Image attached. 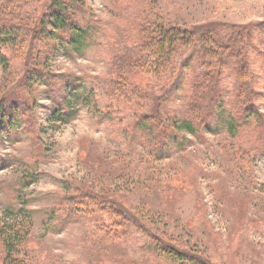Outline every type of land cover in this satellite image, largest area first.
<instances>
[{
    "label": "rangeland",
    "instance_id": "1",
    "mask_svg": "<svg viewBox=\"0 0 264 264\" xmlns=\"http://www.w3.org/2000/svg\"><path fill=\"white\" fill-rule=\"evenodd\" d=\"M46 3L0 0V30L17 33L11 43L0 39L6 58L5 69L0 65V108L14 104L5 112L16 115L15 124L0 131V218L5 213L10 222L23 223L26 213L18 210L28 212L31 228L19 260L176 264L160 249L161 239L191 252L195 264H264V0H80L67 7L92 30L77 51L68 52L58 44L65 34L49 30L46 36L40 25L32 32ZM159 23L199 33L211 29L217 45L238 33L235 40L242 45L232 60L242 64L245 83H239L237 65H213L219 82L212 101L204 102L215 113L218 98L230 104L241 91L243 107L253 104L255 116L240 121L234 136L214 115L204 121L211 126L208 134L183 132L178 146H167L157 129L156 141L138 139L134 111L145 101L129 97L128 89L156 96L159 82L133 69L131 35L141 36L140 25L144 30ZM197 58L198 53L192 67L182 71L185 83L158 101L161 113L176 119L188 114L190 94L182 89L195 87L203 72ZM204 107L195 106L193 113L204 115ZM93 200L106 207L89 210V204L97 205ZM72 203L86 204L87 214L60 225L57 220L74 208ZM116 209L127 210L128 217ZM117 219L133 250L127 248L123 257V247L109 250V244L121 242L108 232ZM108 254L114 263L106 262Z\"/></svg>",
    "mask_w": 264,
    "mask_h": 264
},
{
    "label": "trees",
    "instance_id": "2",
    "mask_svg": "<svg viewBox=\"0 0 264 264\" xmlns=\"http://www.w3.org/2000/svg\"><path fill=\"white\" fill-rule=\"evenodd\" d=\"M63 1L66 2V4H63ZM77 1L80 0H53L52 2L50 0H47V3L42 10L43 15L39 19L37 18L35 20L34 18V27L32 28V32H36L38 29L37 26L40 25L39 29L46 36H50L49 30H52L56 36H58L59 33L65 34L64 38H58L60 40L58 42L59 46L67 52L73 49L77 51L79 49V46L82 45L87 39V33L92 30L91 24L86 25L81 18L71 15L70 12L73 11H71L69 7H67V4L73 5V3H77ZM146 24H148V22ZM140 26L139 29L141 30V36L138 34V32L131 35V38H134V41L136 42L133 45L135 51V68L133 69L137 70L138 75L140 76L152 74L158 77L159 83L157 87L159 88V92L155 93H157L159 96H155L153 92L145 93L131 86L130 88L132 90L128 89V91L131 92L129 94V97H133L138 101L142 99H144L145 101V105H143L140 110L134 111L133 119L137 121V123L135 124V129L137 131H135V133L137 134L138 139H143L146 142L147 138L156 141L154 138H159L155 135L154 129H157V131L160 133V136L167 140V146L170 144L178 146L182 142L183 137L181 134L183 132H186L194 137H198L199 132L208 134V132L211 131V126L209 124H204V121L214 115L217 119L221 118L222 124L225 125L227 132L231 136H234L236 128L241 125L242 122L255 116V112L252 111L253 104L251 105L247 102L246 107H243L244 98L239 97L241 96V91H238V93L234 94V101H232L230 104H226L224 103L223 99L218 98V110L215 113L213 111L214 108L204 107L205 101L210 102L214 98L212 90L214 86L219 82V80L217 82L216 80H214L215 71H212L213 65L217 66L219 65V63H221V65L225 64L227 66H230V64L234 66L237 65L239 70H241V80L239 83L240 85L245 83V75L242 64L240 68V61H236L237 63H234V60H232V55L234 54L235 50L238 51L237 48L242 45V42H240L238 39L237 42L235 40L238 33H236V36H228L227 42L221 45H217L218 43H216L212 33H210L212 32L211 29H205V32L199 33L198 31H194L193 29L191 30L190 28H181L175 25L169 26L163 23H159L149 24L148 27H145L144 31ZM16 35L17 33H15L12 28H10V31L5 28L0 30V39L4 40L3 36H5L6 38H8V42L10 43L16 38ZM215 45L216 48H214ZM142 52L147 53L145 58L142 57ZM187 52H189L188 55H185V57H183ZM197 53L198 58L196 59V61L199 65H202L203 72L198 76L196 84L194 85L195 87L182 89L184 93L190 94V98L188 97L187 104L191 106L188 107V114L181 116L178 119L171 118L165 113L160 112L158 107V105L160 106V104H158V101L163 100V102H165L169 97V95H167L169 89H171L176 84L178 85V83L180 82L185 83L186 77L183 75L182 71L192 67L193 62H195L194 59ZM226 60L228 62H226ZM5 62L6 58L0 53V65H2L4 69L6 65ZM121 71L122 69L119 70L118 74H120ZM133 78L134 75H132L129 79L133 80ZM121 83L122 82L118 80L116 84ZM204 88H207V90H205ZM150 91H154L153 87H150ZM121 96H124V98H126V90L122 92ZM127 102L129 101L127 100ZM197 105L204 107V115L206 116L193 113L192 108H195V106ZM236 106H239L241 108L236 109ZM4 108L5 111H7L8 109L9 111H11V109H15V105L7 103L5 104ZM5 111H3V107L0 108V131L2 127H7L8 129H10L12 124H15L14 119L16 118V115L14 114L15 117L13 116L11 118L7 116L8 113ZM121 117L123 118L124 116ZM9 118H11L12 120ZM105 118L108 122L112 123L113 117H109L106 115ZM254 119L257 120L256 118ZM149 120L150 122H154L149 124ZM240 121L241 123H239ZM124 131L126 133V130ZM130 133H132V131ZM160 151L161 150H151V152L153 153H159ZM30 181L31 180L26 183L28 184ZM80 197L84 198L85 196L83 194H80ZM73 201L74 200L72 199L71 202ZM91 202L97 205L95 206L93 204H89L91 207H88L89 210H92L98 205L104 208L106 207L104 204L101 205L95 200ZM72 206L74 208H71L69 211H67L68 214L66 212L57 220L60 225L69 222L68 217H71L73 215L80 216V214H87V212L85 211L87 208L86 204L76 205L75 203H72ZM126 211L127 210L122 212V210L116 209L115 212H118L119 214H121V216L128 217ZM18 212L22 214L28 213L24 208L19 209ZM9 214L12 213L9 212ZM26 214H24L26 220L23 223L19 222L18 220H11L10 222L9 219L11 218L8 217L7 219V217L5 216L7 214L5 213L4 218H0V248L3 251V257L0 260V264H23L22 261L19 260L20 247L26 243L25 241L29 235V230L31 228L29 219L26 217ZM114 223L118 224L119 226L114 225ZM93 224L102 225L103 222L94 221ZM122 224L124 223H122L120 219H117L112 223L110 227H108V232L110 231V234L114 235V238H116L117 241H121L117 244H109V250L114 251L115 249L123 247L124 253L120 254L121 257L126 254L125 250L127 248H129L130 251H133L127 245V243L123 241L124 239L122 238V234L124 232V229L123 226H121ZM55 226H58L57 223ZM59 228L56 227L54 230L59 231ZM126 229L132 231L130 226H127ZM112 240L113 239L111 237L110 241ZM160 240L161 239H157L160 244L159 247H161L160 249L167 254L169 260H171L173 263H197L195 257L192 254H189L191 252L186 253L184 251H181L177 247L174 248L169 244H165L163 240ZM111 258L112 257L108 254L106 256V262L108 261L114 263Z\"/></svg>",
    "mask_w": 264,
    "mask_h": 264
}]
</instances>
